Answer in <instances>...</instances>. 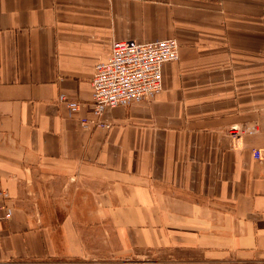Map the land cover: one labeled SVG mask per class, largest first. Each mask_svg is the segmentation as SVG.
<instances>
[{"label":"crops","instance_id":"crops-1","mask_svg":"<svg viewBox=\"0 0 264 264\" xmlns=\"http://www.w3.org/2000/svg\"><path fill=\"white\" fill-rule=\"evenodd\" d=\"M169 38L98 118L112 42ZM71 260L264 264V0H0V264Z\"/></svg>","mask_w":264,"mask_h":264},{"label":"built area","instance_id":"built-area-1","mask_svg":"<svg viewBox=\"0 0 264 264\" xmlns=\"http://www.w3.org/2000/svg\"><path fill=\"white\" fill-rule=\"evenodd\" d=\"M178 55L179 44L175 38L142 43L112 42L108 58L95 66L91 77V111L99 118L109 108L156 94L162 87V65L177 60ZM57 264L90 263L71 260Z\"/></svg>","mask_w":264,"mask_h":264}]
</instances>
